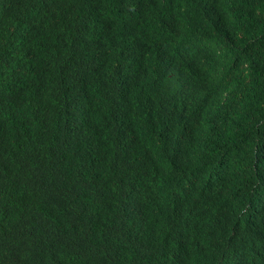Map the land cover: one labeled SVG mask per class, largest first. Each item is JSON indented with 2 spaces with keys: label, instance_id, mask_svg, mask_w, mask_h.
Masks as SVG:
<instances>
[{
  "label": "trees",
  "instance_id": "1",
  "mask_svg": "<svg viewBox=\"0 0 264 264\" xmlns=\"http://www.w3.org/2000/svg\"><path fill=\"white\" fill-rule=\"evenodd\" d=\"M155 2L150 11L147 0H0V264H211L192 234L199 246L198 236L231 231L234 205L248 191L264 196V129L250 131L253 146L229 144L251 121L264 126V0ZM132 9L137 22L116 19ZM159 49L181 74L163 90L153 84ZM54 50L79 70L41 80L34 68L53 67ZM90 66L110 67L112 79L136 73L131 92L113 84L143 112L149 101L143 124L118 123L104 76L89 100ZM207 69L219 70L217 91L198 81ZM187 78L185 91H168ZM50 81L66 93L32 118ZM185 92L196 105L178 102ZM69 99L84 109L60 107Z\"/></svg>",
  "mask_w": 264,
  "mask_h": 264
},
{
  "label": "clouds",
  "instance_id": "2",
  "mask_svg": "<svg viewBox=\"0 0 264 264\" xmlns=\"http://www.w3.org/2000/svg\"><path fill=\"white\" fill-rule=\"evenodd\" d=\"M155 1L157 0H147V4L148 6H150V11H153L154 9L156 5ZM116 19L121 24L133 23L138 21V18L133 12V9L131 10L130 14H119L118 12H116ZM167 36L174 38L173 34L170 32L167 34ZM156 58L160 59L157 64L159 71L153 78V84L154 89L158 90L161 89L159 87L160 84L167 82L169 79H179L181 74L178 71V59L174 55L168 53L165 49H159L156 53ZM214 71H216V73H219V70L209 69H207L206 72H202L199 75L198 81L207 86L214 87V89L212 90L217 91L219 86L212 76ZM83 75L87 76L89 79L86 87V92L89 96L90 101H92L93 98V92L90 88L91 81H96V79H98L99 77L104 76L103 81L109 82L108 93L110 97V103L112 104L111 107H115L118 109V111H113L114 117L118 120V123L132 124L136 126L143 124L149 108V101L145 103V107L147 109L143 112L140 107V103L137 101L136 94L125 95L122 100L121 96H119L117 88L113 84H120L126 88H129V92L133 91L137 87V75L135 72L126 68H122L115 72V76L112 79L110 67L106 69H100L90 66L86 72H83ZM138 81L141 88L142 79L140 76ZM190 83L191 78H187L184 81H179L171 90L168 91H185L184 88L186 86H190ZM101 87H103V85ZM178 102H180L181 104L191 103L193 105H196L194 98L187 92H185L183 96L178 99ZM77 103L81 104L82 109H84V104L79 102ZM107 107L108 106L102 108ZM257 126H260L261 129H264V126L261 123L253 120L246 126L247 128H245L241 134L234 136L232 139H229V144L251 142L253 146L256 142V138L250 137L249 133ZM259 153H263L259 154L257 156V159L264 173V148ZM250 180L251 179H248L246 182L248 183ZM254 180H251L250 182ZM248 196V199L241 200V207L236 204L233 207L231 231H228L226 233L222 232L210 242H206L205 238H201V236H198L197 240L199 242V246L194 245V234H192L193 246L195 248L204 250L208 254L211 264H263L260 260L264 259V196L262 197V199H260V201V195L254 191H248ZM178 208L179 207L177 206H173L169 210L170 212H173L178 210ZM169 210L163 211L168 217ZM147 212L148 215L153 216V214H156L158 211H156L154 208H149ZM145 220H148V217H138L133 222V224ZM227 226L228 224L225 222V228ZM218 237H224L227 239V241L223 244H214L215 239H217ZM188 248V252L192 253L191 247L189 245Z\"/></svg>",
  "mask_w": 264,
  "mask_h": 264
},
{
  "label": "bare ground",
  "instance_id": "3",
  "mask_svg": "<svg viewBox=\"0 0 264 264\" xmlns=\"http://www.w3.org/2000/svg\"><path fill=\"white\" fill-rule=\"evenodd\" d=\"M55 40H56V33H53V39H51L52 46H53ZM69 54H70V52H69ZM69 54L61 52V51H55V50L52 51L50 53L49 57L54 60L53 67L51 66V64L48 61L45 64V66L40 65V66L35 67L34 70L39 73L38 77H40L41 80H46L47 76H46L45 70H51V71L56 72L57 74H59L61 76L62 79L69 77V75L74 74L75 71L78 69L77 66H79V65H78V62L76 61V59H75V61H73L71 59V56ZM29 56H31V53L29 54ZM28 90L29 89L24 88L23 95H22L24 100L29 95L30 90L29 91ZM64 93H66V92L61 87L58 88L57 85H54V81H50L49 92L46 93L45 95H42L40 97V99L37 101V103L35 104V106L30 110L31 111L30 112L31 117L32 116H33L32 118L35 117L37 110L40 111L42 109H46L43 101L46 100L48 97L51 96V97L55 98V97L60 96ZM60 107H62L64 109H71L74 107L79 108V105H78L77 101L73 105L69 99L68 102H62L60 104ZM49 109H52V108H49Z\"/></svg>",
  "mask_w": 264,
  "mask_h": 264
}]
</instances>
